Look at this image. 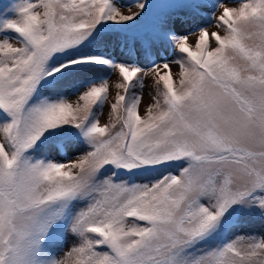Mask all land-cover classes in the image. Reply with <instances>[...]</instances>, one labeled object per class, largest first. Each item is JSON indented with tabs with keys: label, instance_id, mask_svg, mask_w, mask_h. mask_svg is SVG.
<instances>
[{
	"label": "snow or ice",
	"instance_id": "snow-or-ice-1",
	"mask_svg": "<svg viewBox=\"0 0 264 264\" xmlns=\"http://www.w3.org/2000/svg\"><path fill=\"white\" fill-rule=\"evenodd\" d=\"M233 5L0 8V264H264V235L234 231L264 220V0Z\"/></svg>",
	"mask_w": 264,
	"mask_h": 264
},
{
	"label": "rangeland",
	"instance_id": "rangeland-1",
	"mask_svg": "<svg viewBox=\"0 0 264 264\" xmlns=\"http://www.w3.org/2000/svg\"><path fill=\"white\" fill-rule=\"evenodd\" d=\"M9 0H0V8L3 7V5L5 3H8ZM132 0H118V3L120 4H127V3H131ZM157 2H166V0H157ZM239 0H236V5L233 6H238ZM125 14H127L129 12V9L127 8H122L121 9ZM137 8H132L131 11H137ZM219 13H217L218 15ZM181 15H187L186 13H181ZM203 22V18L202 17H196V18H192L189 17L185 23H183L182 27L178 26L177 30L178 31H187L188 29H194L198 24H201ZM221 31V34H223V30L218 29L215 24H213L212 26L209 27V31ZM197 37L196 35H192L189 37V43L190 44H195ZM137 51L133 56H129L127 53V49L125 47H121L120 43H119V39L115 36L112 37L111 43L108 46V52L117 60H128V61H135L141 64L142 67H146L149 66L150 61L147 60L145 58V56L143 55L142 50L140 49L139 44L136 45ZM153 55L156 59H159L160 56H167L169 59H172V53L170 50L166 49V48H161L159 46H156L154 48V52ZM172 72L173 75L175 76L176 73L179 71V68L177 65L172 64ZM118 79V73L113 74L111 76V79L109 81L110 83V92L112 94V96L115 95L116 93V89L114 87V83L117 81ZM153 76L151 73H149V75L145 78V87L143 89V101L141 104V108H140V112L143 115L146 107L148 106L149 103L152 102L151 100V95L150 93L153 92ZM136 91H139V89H136ZM73 99H75L73 97ZM111 100V97H110ZM107 112H108V108L107 106L104 109V114L100 116L101 119V123H106L107 122ZM79 151H81L80 149H78L77 147H71L68 149L67 155L69 157V159H74L75 155L79 153ZM49 155L53 156L56 159H60V156L57 155L56 152L51 151L49 152ZM234 231L236 233H256L258 235H264V220L260 219L259 217H252V218H247L244 221L241 222V224L239 225V227H237L236 229H234Z\"/></svg>",
	"mask_w": 264,
	"mask_h": 264
}]
</instances>
